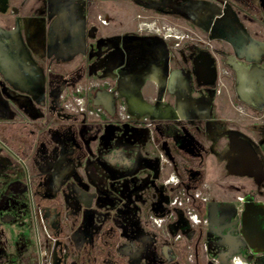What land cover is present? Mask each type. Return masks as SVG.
<instances>
[{
    "label": "rangeland",
    "instance_id": "1",
    "mask_svg": "<svg viewBox=\"0 0 264 264\" xmlns=\"http://www.w3.org/2000/svg\"><path fill=\"white\" fill-rule=\"evenodd\" d=\"M20 16L29 31L35 22L40 28L28 34ZM2 18L19 28L34 60L10 67L0 56V136L16 143L21 126H35L33 201L61 206L67 264H264L261 236L248 239L244 224L255 207L263 222L264 89L252 96L248 84L253 68L262 72L258 84L264 76V0H0ZM27 67L40 77L33 90L22 79ZM199 99L212 105L210 118L194 114ZM215 117L251 130L243 135L255 148L243 167L218 158L227 145L212 144L205 127ZM110 128L134 141L125 153L135 173L108 160L116 147ZM57 171L56 201L40 199L41 181ZM124 178L132 180L128 200ZM87 212L99 225L94 246L73 245ZM40 232L52 264L55 235L47 225ZM39 263L24 169L0 144V264Z\"/></svg>",
    "mask_w": 264,
    "mask_h": 264
},
{
    "label": "flooded vegetation",
    "instance_id": "2",
    "mask_svg": "<svg viewBox=\"0 0 264 264\" xmlns=\"http://www.w3.org/2000/svg\"><path fill=\"white\" fill-rule=\"evenodd\" d=\"M18 29L19 28H15V34L17 33ZM17 45L18 44L13 42L11 47H7V51H5V52L0 51V56L3 57V55H4L5 57H3V58H5L6 60H9V61H13V64L25 62L24 63L25 66H28V65L32 66L34 59H33V54L31 53V51L29 52L28 58L23 60L22 55H20V57H21V59H20L19 54L21 52H23V50L20 48L18 49ZM1 53H3V55ZM29 61H30V63H27ZM207 66L209 68H211L213 65H210L208 63ZM239 66H242V65H238V67ZM28 68L29 67H27L25 70H23V72H22L23 78L22 77L21 78L24 81L23 80H21V81H23L27 86H30L29 90H33V88L31 87V84H33L34 87L38 86L40 83V81H39L40 77L35 75L34 73H32L33 68L31 70ZM261 74H262V72H261V69L259 67L253 68V72H252L253 81L250 84H248V86H249L248 87V86H246V84L243 85L244 80H242V85H243L242 90H245V87L246 88L248 87V88H250V93L252 96H254V94L256 96H260L259 87H262L264 89V76L262 78V83H259V84L257 83V78H260ZM241 76L243 79L244 76L243 75H241ZM173 80H174V78L171 79V82H170L171 86L174 85ZM206 81L200 80V83H199L200 86H203V85L206 86L208 84V83H206ZM15 82H17L16 85H18V86L20 85V84H18V82L20 83L19 80L15 79ZM196 82H199V81L196 79L194 81V83H196ZM184 84H186V86L189 90V93H190L191 88H192V82H191V78L189 76L184 81ZM21 86H23V85H21ZM207 88L208 87L206 86L203 89H207ZM20 94H22L20 96L26 97L27 99H29L31 97V95H29L28 93H26V94L20 93ZM195 106L196 107H195L194 114L198 117H205V118L209 117L210 118V116L213 114L214 110L212 108V105H209V103L206 100L199 99L197 101V103L195 104ZM198 106L199 107H205V111L200 114L197 110ZM12 127H16V124L14 123L12 125ZM205 127L209 131L208 136H209V140L212 144L217 145V144H221L223 142L227 145V149H225L224 152L217 155L218 158L225 160L226 163L231 167L232 170H236V169H239L240 167H243L242 164L245 163L243 154L245 153V151L254 150V148H255L254 143L251 141V139L248 136L243 135L245 133V131L250 130V129L248 128L247 130H244L243 127H239V126H235V127L233 126V127L227 128V127L223 126V124L221 123V121L219 119H217V117H215L212 120L206 119L205 120ZM31 128H34V129L31 130ZM258 132H261L264 135V122H263L262 126L258 127ZM16 134H17L16 136L18 138L16 143L9 142L7 139L5 140V139H3V137L0 136V144L8 152H10L16 160H18L21 163V165L23 166V169H24L26 183L28 185V189L30 192L32 213H33L37 242H38V247H39V256H40V263L39 264H47L46 257L48 256L46 249L40 245V234H41L40 225H42L44 227L47 225L51 229V231L53 232V235H55V239H53V242H52V252H51V258L53 260L52 264H67V260L70 257V253H69L70 247L68 246L67 241L63 235L64 227H63V223H62V214L63 213H62L61 206L56 204V205H45V206L43 205L42 207L41 206L37 207L33 201L32 188H31L33 163H32V159H31L32 157H31L30 153H31V150L33 149V143H34L33 142V135L36 134L35 126L32 125V123H26L25 127L21 126V130L18 131ZM56 135H58V134L56 133ZM108 137H109V139L114 140L115 144H116L115 152H113V153H111L110 151L106 152V154L108 156V160L110 161V163L116 167H119V168L129 167L130 172L135 173L138 170L136 163L133 162V160H131V158H130L131 156L127 157L128 154L125 153V148L128 145L133 146V149L135 150L134 141L122 129L110 128L109 133H108ZM65 138L66 139H65V142L63 143V146L68 147L72 143V139H73L72 131L69 134H67V137H65ZM136 138L137 137H135V139ZM261 144L264 147V136L262 138ZM41 145L43 146L44 143ZM41 145L38 147L39 150L42 148ZM231 147L233 149L242 151L241 152L242 155L231 156V157L227 156V154H228L227 151H228V149H231ZM251 171L254 172V169ZM59 173H61V171H57V172H53V173L50 172L46 176V179L41 181L40 188L37 189V191H36V195L38 197H40V199L46 200V201H51V202L56 201V198L58 195L53 193L51 186L54 184L55 177H56V180H58ZM255 173H256V171H255ZM261 176L264 178V172L262 175V173L260 171H258L257 177L260 178ZM253 180H254V177H253ZM131 182H132L131 178H124L119 183L121 195L124 197L125 200H128V198L131 197V194H132ZM263 182H264V179H263ZM262 194L264 195V192ZM239 199L242 202H246V200L243 197H239ZM260 204H261L262 208L264 209V201H260ZM248 214H249L248 211H246L245 216L247 217ZM85 219L87 222H84L83 225H81L80 229H77L73 245L78 246V240H80V241H82V245L87 244L88 246H90V244H91V246H94V234H96L98 232L99 225L92 221L91 212L86 213ZM247 226H248V224H247ZM10 230H11V234H12V229L10 228ZM255 253H256V251H255ZM74 264H79V263L75 260Z\"/></svg>",
    "mask_w": 264,
    "mask_h": 264
},
{
    "label": "crops",
    "instance_id": "3",
    "mask_svg": "<svg viewBox=\"0 0 264 264\" xmlns=\"http://www.w3.org/2000/svg\"><path fill=\"white\" fill-rule=\"evenodd\" d=\"M3 20H4L3 18L0 20V51H4V52L7 51V47H11L13 42H15L16 44H18L17 48L18 49L20 48L23 50V52H21V53L19 52L20 53L19 57H20V55H22L23 60H25L26 58L29 57V52H30L31 46L29 44H27L26 42H24L23 40L18 42L16 35H15L14 25L10 26L12 28V30H10V28L4 26ZM16 20L17 21L21 20L23 22V26L27 27L26 30H27L28 34L29 33L31 34V32L34 33L35 29L40 28V26H41V24H39L38 22H35V23L33 22L34 23V25L32 26L33 29H31L29 31V24H28V22L30 20L29 18L20 16V17H17ZM8 31L11 32V34H13V37H10L8 35ZM1 54L3 55V53H1ZM3 57H5V56L3 55ZM20 59H21V57H20ZM7 62H8V65H10V67H11V65H13V61L8 60Z\"/></svg>",
    "mask_w": 264,
    "mask_h": 264
},
{
    "label": "water",
    "instance_id": "4",
    "mask_svg": "<svg viewBox=\"0 0 264 264\" xmlns=\"http://www.w3.org/2000/svg\"><path fill=\"white\" fill-rule=\"evenodd\" d=\"M258 207H255V209H248V216L246 217L244 215V224L246 227V236L248 237V239H250L251 241H253V239L255 238V235H259V237L261 236V241H258L257 243H260V245H264V209L261 208L259 210H262L263 212L260 214L262 215V221L261 219H258L257 216H253V212L257 209ZM249 222V223H248ZM248 223V226H247Z\"/></svg>",
    "mask_w": 264,
    "mask_h": 264
},
{
    "label": "bare ground",
    "instance_id": "5",
    "mask_svg": "<svg viewBox=\"0 0 264 264\" xmlns=\"http://www.w3.org/2000/svg\"><path fill=\"white\" fill-rule=\"evenodd\" d=\"M248 223H249V222H248ZM248 223H247V224H248Z\"/></svg>",
    "mask_w": 264,
    "mask_h": 264
}]
</instances>
